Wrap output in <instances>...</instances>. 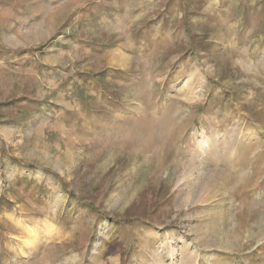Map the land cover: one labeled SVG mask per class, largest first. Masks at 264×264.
I'll use <instances>...</instances> for the list:
<instances>
[{"label": "rangeland", "instance_id": "rangeland-1", "mask_svg": "<svg viewBox=\"0 0 264 264\" xmlns=\"http://www.w3.org/2000/svg\"><path fill=\"white\" fill-rule=\"evenodd\" d=\"M0 264H264V0H0Z\"/></svg>", "mask_w": 264, "mask_h": 264}]
</instances>
